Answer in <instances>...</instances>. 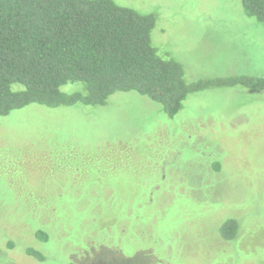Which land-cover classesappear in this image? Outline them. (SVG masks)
Returning <instances> with one entry per match:
<instances>
[{
  "label": "rangeland",
  "instance_id": "rangeland-1",
  "mask_svg": "<svg viewBox=\"0 0 264 264\" xmlns=\"http://www.w3.org/2000/svg\"><path fill=\"white\" fill-rule=\"evenodd\" d=\"M113 1L155 15L187 83L264 79V23L241 0ZM0 264H264V88L191 92L173 117L135 91L0 116Z\"/></svg>",
  "mask_w": 264,
  "mask_h": 264
},
{
  "label": "trees",
  "instance_id": "trees-1",
  "mask_svg": "<svg viewBox=\"0 0 264 264\" xmlns=\"http://www.w3.org/2000/svg\"><path fill=\"white\" fill-rule=\"evenodd\" d=\"M241 2L248 16L264 23V0ZM155 23L153 13L113 0H0V116L31 103L103 105L113 93L135 91L173 117L191 92L234 84L264 88V79L241 77L187 83L182 64L161 57L152 44ZM67 83L82 88L67 93L61 89ZM237 219L224 222L225 236L235 235ZM35 236L45 241L48 233L39 227ZM25 250L45 258L33 247Z\"/></svg>",
  "mask_w": 264,
  "mask_h": 264
}]
</instances>
